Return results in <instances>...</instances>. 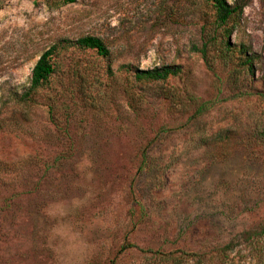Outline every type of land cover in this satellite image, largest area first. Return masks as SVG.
Listing matches in <instances>:
<instances>
[{"label":"rangeland","instance_id":"1","mask_svg":"<svg viewBox=\"0 0 264 264\" xmlns=\"http://www.w3.org/2000/svg\"><path fill=\"white\" fill-rule=\"evenodd\" d=\"M192 1L0 0V264H264V0L233 35L253 77L194 50ZM86 34L110 57L65 50L64 82L23 102L40 55ZM163 65L184 72L132 75Z\"/></svg>","mask_w":264,"mask_h":264},{"label":"trees","instance_id":"2","mask_svg":"<svg viewBox=\"0 0 264 264\" xmlns=\"http://www.w3.org/2000/svg\"><path fill=\"white\" fill-rule=\"evenodd\" d=\"M49 6L60 7L77 0H42ZM253 0H195L190 4L199 8L204 5L206 12L202 13L200 25V42L194 44L193 48L200 53L208 67L216 71L217 67L222 66L230 70V76L242 75L255 76L256 62L260 56L252 47L244 41H234L233 35L239 31L243 24L245 8ZM39 3V0H34ZM87 51L93 50L99 56L108 59L111 50L107 42L100 36L86 34L77 39H61L47 48L35 63L32 71L31 83L27 91L22 95V101L32 106L37 103L38 94L45 89H53L54 82L59 84L64 82L60 70L63 66L62 53L69 48ZM131 71V70H129ZM107 72L110 76L114 75V70L109 66ZM182 66L163 65L148 69L136 68L132 75L135 81L140 84H150L165 82L171 76L183 74ZM97 80V79H96ZM95 81V80H94ZM99 81V80H98ZM96 82V81H95ZM98 82H96L97 84ZM103 81H99L102 85ZM66 93L70 91L65 89ZM80 94H85L82 87ZM52 114L55 113V104H48ZM201 108V107H199ZM3 119L0 118V129L3 128ZM251 251H256L258 261L264 263V227L258 231L248 232ZM224 257V255H222ZM228 263L222 258V264Z\"/></svg>","mask_w":264,"mask_h":264}]
</instances>
